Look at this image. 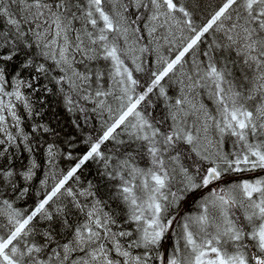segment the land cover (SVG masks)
<instances>
[{
  "label": "snow or ice",
  "instance_id": "1",
  "mask_svg": "<svg viewBox=\"0 0 264 264\" xmlns=\"http://www.w3.org/2000/svg\"><path fill=\"white\" fill-rule=\"evenodd\" d=\"M0 264H264V0H0Z\"/></svg>",
  "mask_w": 264,
  "mask_h": 264
},
{
  "label": "trees",
  "instance_id": "2",
  "mask_svg": "<svg viewBox=\"0 0 264 264\" xmlns=\"http://www.w3.org/2000/svg\"><path fill=\"white\" fill-rule=\"evenodd\" d=\"M37 119L55 129L59 133V140H66L70 136L75 137L79 140L84 135V133H81L79 130L74 128L72 123L74 117L70 113L65 111L63 104L60 102L57 96H49L48 102L43 109V116L37 117ZM41 142L43 143V141ZM84 147L85 146L81 144L79 146V150L82 151ZM68 150L71 151L72 149ZM58 164L60 168L66 169L70 166L71 162L66 160H59ZM97 167L98 166L96 164L90 162L84 169L81 170V179L83 181L95 180ZM44 170L46 171L47 169L45 168ZM38 176H41V174L38 173ZM38 187L39 184L37 183V188ZM28 203H32V198L28 199Z\"/></svg>",
  "mask_w": 264,
  "mask_h": 264
}]
</instances>
